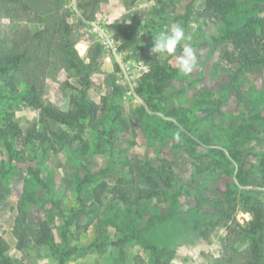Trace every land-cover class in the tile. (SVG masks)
I'll list each match as a JSON object with an SVG mask.
<instances>
[{
    "label": "rangeland",
    "instance_id": "1",
    "mask_svg": "<svg viewBox=\"0 0 264 264\" xmlns=\"http://www.w3.org/2000/svg\"><path fill=\"white\" fill-rule=\"evenodd\" d=\"M41 1L37 12L0 1V43L50 28L35 67L40 100L95 109L55 122L27 103L28 67L14 89L0 81L4 255L12 264H59L67 251L63 264H245L251 240L236 232L251 218L248 198L264 205V0ZM249 24L254 56L236 36ZM95 26L114 36L127 77L105 59ZM175 26L185 32L176 51L153 54V40ZM63 42L79 67L60 60ZM182 46L198 56L189 75L178 70ZM33 128L48 140L28 137ZM139 189L156 194L134 200Z\"/></svg>",
    "mask_w": 264,
    "mask_h": 264
},
{
    "label": "trees",
    "instance_id": "2",
    "mask_svg": "<svg viewBox=\"0 0 264 264\" xmlns=\"http://www.w3.org/2000/svg\"><path fill=\"white\" fill-rule=\"evenodd\" d=\"M2 1V0H0ZM17 1V3H21V5L30 6L32 10L35 8V11H38L36 6H40L41 0H11ZM98 0H93L92 4L97 3ZM218 0H207L208 7H212V5H216ZM48 20V19H47ZM42 22H45L43 27H54L56 24L47 23L46 19H43ZM59 27L62 24H58ZM67 27V25H65ZM114 28L122 32L123 34H128L131 37L136 35L135 30L132 26L124 25V24H114ZM253 25L249 24L247 27L239 31L236 36L238 39V45L240 43L245 44L246 49L251 52L254 56L255 52H257V44L258 42H253L251 39L255 36L253 34ZM50 29V28H49ZM49 29L41 30L34 33L31 37L23 36L22 41H15L11 44V47L7 49L0 43V81H4L10 89H14L15 87V75L21 74L25 72V69L28 67L26 71V82L28 85L27 88V95L25 98L27 99V103L32 105L34 108L40 109L42 114L59 123L64 124H72L73 122L79 119V116L82 113L90 114L95 109L93 105L85 106L83 104L80 105L79 111L78 110H70V111H60L55 109L50 105H45L42 103L39 97L38 89L40 88L37 83L36 78V69L40 68L41 65L44 64L43 58L44 56L41 55L43 53L42 42L45 41L46 34ZM69 32V31H67ZM264 38V37H263ZM246 51V52H248ZM57 54L59 55L60 60L66 64L68 67H79V63H81V59L77 56L76 52L73 49V44L67 43H60L57 49ZM42 56V57H41ZM32 65V66H31ZM31 66V67H29ZM162 74L161 71L156 72L153 76ZM78 105V104H76ZM10 129L16 135L20 134L21 131L16 125H11ZM28 137H32L39 141H46L48 137L42 133L34 131V128L31 129L28 133ZM168 182L169 178L166 177ZM118 195L122 200H130V195H128L127 189L115 187ZM101 193L100 187L94 189L95 198L99 200ZM156 192L154 190H143L139 189L136 191V195L134 200H139L141 198H150L151 196L155 195ZM247 201V210L251 214V218L246 226L241 227L236 232L238 236H243L250 239L249 245V254L245 264H264V205L263 203L257 198V196H252L248 198ZM70 254V251L65 252V254H61L59 257V264L64 263V255ZM155 261L159 262V256L155 255ZM11 258L4 255V250L0 249V264H12Z\"/></svg>",
    "mask_w": 264,
    "mask_h": 264
},
{
    "label": "clouds",
    "instance_id": "3",
    "mask_svg": "<svg viewBox=\"0 0 264 264\" xmlns=\"http://www.w3.org/2000/svg\"><path fill=\"white\" fill-rule=\"evenodd\" d=\"M79 15V10H77ZM185 38L184 29L181 26L171 27L169 31L160 33L154 40L151 52L153 54H173L177 46ZM105 41L111 45V38L105 37ZM78 50L83 54V45H77ZM198 56L191 46H182L181 55L178 57L179 71L184 75L193 72L197 65Z\"/></svg>",
    "mask_w": 264,
    "mask_h": 264
},
{
    "label": "built area",
    "instance_id": "4",
    "mask_svg": "<svg viewBox=\"0 0 264 264\" xmlns=\"http://www.w3.org/2000/svg\"><path fill=\"white\" fill-rule=\"evenodd\" d=\"M94 31L96 33V37L98 42L102 45L104 50V56L107 61L114 59L121 68V74L124 76H128L130 73V66L128 62H124V57L122 51L119 50V44L115 40L114 36L109 33L105 28L101 26H95ZM111 38V45L105 41V37ZM139 70L147 71L148 66L140 61H138L135 65Z\"/></svg>",
    "mask_w": 264,
    "mask_h": 264
},
{
    "label": "bare ground",
    "instance_id": "5",
    "mask_svg": "<svg viewBox=\"0 0 264 264\" xmlns=\"http://www.w3.org/2000/svg\"><path fill=\"white\" fill-rule=\"evenodd\" d=\"M78 45H83V51L85 50V44H83V43H79Z\"/></svg>",
    "mask_w": 264,
    "mask_h": 264
}]
</instances>
